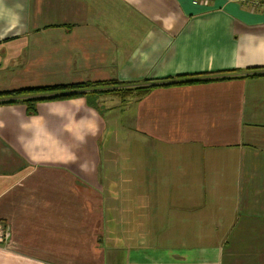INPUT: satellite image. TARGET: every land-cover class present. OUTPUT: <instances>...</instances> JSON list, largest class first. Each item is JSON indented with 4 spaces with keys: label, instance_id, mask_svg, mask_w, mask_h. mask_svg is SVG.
<instances>
[{
    "label": "crops",
    "instance_id": "0c3cea01",
    "mask_svg": "<svg viewBox=\"0 0 264 264\" xmlns=\"http://www.w3.org/2000/svg\"><path fill=\"white\" fill-rule=\"evenodd\" d=\"M115 82L0 105V264H264V0H0V96Z\"/></svg>",
    "mask_w": 264,
    "mask_h": 264
},
{
    "label": "trees",
    "instance_id": "16d2710c",
    "mask_svg": "<svg viewBox=\"0 0 264 264\" xmlns=\"http://www.w3.org/2000/svg\"><path fill=\"white\" fill-rule=\"evenodd\" d=\"M209 80H198L196 82L198 83H206ZM195 82H181V84H193ZM114 84H117L116 82ZM175 83H166V84H161V85H153L152 88H147V87H136L132 89H128L124 91L123 93L119 91H110V92H99V93H81V94H76V93H70L72 91H79V90H90L97 88L99 86H102L104 84L102 83H84V84H77L73 86H56V87H51V88H39V89H33V90H21V91H16V92H10L5 95H16V96H0V97H16L17 99H12L9 101H0V105H7V104H14L17 102H20L18 98L22 99L24 97H33L31 99H25L21 100L22 102H25L27 104L28 109L30 112L35 110L34 105L37 104L40 101H46V100H65V99H73L77 97H85L87 100L88 105L99 108V100L105 95V96H112V97H119L122 99H125L129 97L132 92H137L139 94H146L150 91V89H153L155 87H169L172 86ZM179 84V83H178ZM118 85V84H117ZM180 85V84H179ZM134 89V90H133ZM47 94V93H56L57 95L55 96H29L33 94ZM96 94V95H95ZM4 95V94H3ZM79 95H84V96H79ZM100 109V108H99Z\"/></svg>",
    "mask_w": 264,
    "mask_h": 264
},
{
    "label": "rangeland",
    "instance_id": "374dc122",
    "mask_svg": "<svg viewBox=\"0 0 264 264\" xmlns=\"http://www.w3.org/2000/svg\"><path fill=\"white\" fill-rule=\"evenodd\" d=\"M95 89V91L94 92H92V93H99V92H110V91H119V92H121V93H123L124 91H126L127 89H126V87L125 88H123V87H121L120 85H117V84H104V85H102V86H99V87H97V88H94ZM93 89V90H94ZM96 95V94H95ZM109 96V95H108ZM12 99H17L16 97H13ZM18 100H20V98H18ZM107 100H109V97H107V96H103L102 97V99H100L99 100V108L101 109L100 111H102V114H104L105 115V113H108V111L110 110L109 108H108V106H106V105H108L106 102H107ZM110 100H112V99H110ZM117 102H119V100L117 101ZM100 141L101 140H103L104 141V143H103V145H102V141L100 142V146L102 147L101 149H100V152L102 153V155H100V158L104 161L105 160V154L107 153V151H106V142H105V140H106V138H107V132L105 133V134H100ZM108 140V139H107ZM107 155V154H106ZM105 165V164H104ZM105 199V198H104ZM103 209L104 208H107V203L105 202V204H103L102 206H101ZM101 235L99 236V238L101 239ZM109 249L108 248H106V246L105 245H102V241L100 240V245H99V250H98V259H99V264H101V263H103V259H102V253H104V251L106 252V251H108Z\"/></svg>",
    "mask_w": 264,
    "mask_h": 264
},
{
    "label": "built area",
    "instance_id": "2783aa9c",
    "mask_svg": "<svg viewBox=\"0 0 264 264\" xmlns=\"http://www.w3.org/2000/svg\"><path fill=\"white\" fill-rule=\"evenodd\" d=\"M203 1L208 4L211 0H203ZM240 1L241 2L249 1L253 3L254 0H240ZM10 240H11V232L9 227L4 223L0 222V247H7L10 244Z\"/></svg>",
    "mask_w": 264,
    "mask_h": 264
}]
</instances>
